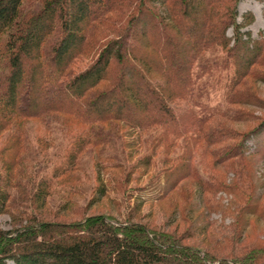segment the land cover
<instances>
[{
  "label": "trees",
  "instance_id": "1",
  "mask_svg": "<svg viewBox=\"0 0 264 264\" xmlns=\"http://www.w3.org/2000/svg\"><path fill=\"white\" fill-rule=\"evenodd\" d=\"M238 1L0 0V264H264Z\"/></svg>",
  "mask_w": 264,
  "mask_h": 264
},
{
  "label": "rangeland",
  "instance_id": "2",
  "mask_svg": "<svg viewBox=\"0 0 264 264\" xmlns=\"http://www.w3.org/2000/svg\"><path fill=\"white\" fill-rule=\"evenodd\" d=\"M237 16L236 20L237 22H242L244 21V15L249 14L250 15V20H248L247 24L243 27L240 28V31H248L249 32V37L250 39H259L260 37H264V1L263 0H239L237 3ZM227 35L229 37L233 36V29L232 27L227 29ZM80 66H83L82 64H79ZM259 70H263L264 72V65L256 67ZM238 90H244V89H249L251 90L257 97L258 100L264 103V81H252L250 79H245L243 83L237 86ZM246 108L250 113L256 116V118H264V104L263 105H257V104H252V105H240ZM232 124V123H231ZM234 127H239L240 129L246 128L247 124H232ZM250 145V149L253 148V145L251 142H248ZM259 157V156H258ZM257 156H255V164L257 168V176L259 178V184H261L264 176H260V174H264V167L260 162V159ZM232 175V174H230ZM142 181V182H141ZM139 183H143L145 179L141 180ZM136 183V184H139ZM221 194L223 198V202L226 203L227 200V195L225 193H219ZM257 194L259 195V201L264 204V189H258ZM217 198V195H216ZM106 202H102L100 205L92 207V209L89 210V213L93 212H98V211H106L108 210ZM150 209L149 205H145L142 208L141 213L147 212ZM163 206L155 205L152 207V214L150 217L144 219L145 221L151 222L152 224L160 222L161 217L160 213L164 212L165 209ZM209 219L214 220L216 222H221L223 221L225 224L229 223L230 219L225 217H221V215L217 212H212L209 216ZM250 222V223H249ZM247 239H260L264 238V218H261L260 220H256L254 217L248 216L247 217ZM0 227L3 229H8L10 227L9 225V218L7 215H0ZM171 228V227H170ZM207 238L213 237L212 239L219 240V237H215L213 232H209L207 234ZM244 240V242H246ZM250 241V240H249ZM186 242L193 243V244H199V245H206V241H204L203 238H198L196 239H189ZM227 246V245H226ZM217 249V247H215ZM220 249H224L222 247H219Z\"/></svg>",
  "mask_w": 264,
  "mask_h": 264
}]
</instances>
